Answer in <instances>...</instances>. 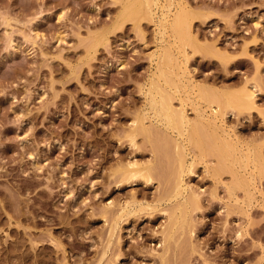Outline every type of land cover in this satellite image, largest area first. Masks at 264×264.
Here are the masks:
<instances>
[{"label": "rangeland", "instance_id": "rangeland-1", "mask_svg": "<svg viewBox=\"0 0 264 264\" xmlns=\"http://www.w3.org/2000/svg\"><path fill=\"white\" fill-rule=\"evenodd\" d=\"M126 1L0 0V264H264V0H182L200 38L187 54L160 25L171 24L178 2L168 9L159 0L153 18L136 25L120 18ZM165 49L187 72L176 68L169 87L158 70ZM156 81L176 107L185 99L190 117L198 103L214 118L200 87L250 85L257 100L229 106L218 131L212 126L243 150L233 168L247 187L231 195L233 174L217 179V158L186 141L196 161L185 180L200 204L175 227L163 149L157 138L131 136L134 118L154 114ZM150 117L159 134L179 138ZM133 159L152 163L151 179L126 173Z\"/></svg>", "mask_w": 264, "mask_h": 264}, {"label": "bare ground", "instance_id": "bare-ground-1", "mask_svg": "<svg viewBox=\"0 0 264 264\" xmlns=\"http://www.w3.org/2000/svg\"><path fill=\"white\" fill-rule=\"evenodd\" d=\"M158 1L159 0H127L123 6L120 18L122 19V21L131 20V21L135 22L136 25L138 23L141 24L142 20H144V19L147 20V19L153 18V12L151 9V8H153L152 4L158 3ZM165 1L166 2L164 5L167 6L168 9H171L173 7V5H175L177 2L179 4L178 5L179 7L174 12L173 20H172L170 25H167V19L166 18H164L162 20L160 19L161 20L160 25L164 28L163 30L165 31L168 28V26H171L172 33L174 34L177 41L181 44L180 48L182 47V49L184 50L183 51L184 54L187 52L186 51V45L188 43H193L194 47L192 46V48H194V52L197 51L199 48L197 46H195V45H197V43H195V42L198 40L199 37L194 33V31L192 29V23L190 21L191 15H190V12L188 11L189 7L187 9L184 5L185 2H183L182 0H165ZM191 14L193 16V13H191ZM138 26H140V25H138ZM161 26H160V28H161ZM92 38H93V40H92L91 46L99 45L100 43H103L106 39L105 34H103V33L101 35H97L96 37H90V39H92ZM83 39L87 40L88 38H86V39L83 38ZM92 49H94V48H92ZM170 49H171V47H170ZM170 49H165L160 54V62L158 65V68H159L158 70H160L159 73H161L162 76L165 77V80H163V81L165 82V84L167 83L168 87L172 83H174V81H175V80H173L172 77L176 73V72L174 73V70H176V68L177 69L183 68L182 72L178 73V76H179V74L182 76L185 73H187L186 70H184L185 68L181 67L182 63L178 64L177 63L178 61H175L176 56L173 55V53L171 51L172 49L171 50ZM182 49H180V50H182ZM192 53H193V51H192ZM185 56L188 57V55H185ZM178 60H179V58H178ZM188 75H190V74H188ZM163 77H162V79H163ZM177 78H179V77H177ZM176 81H177V79H176ZM156 82L157 83L153 82L154 83L153 86L151 88H149V91H148L149 92V97H148L149 101L147 103L150 104L149 107L154 112V114H151V115H153V117L155 119H157L158 122L159 121L161 122V120L165 121L171 127V130H173V129L177 130L179 138L177 136V139L173 141V140H171V135H168V137H170V138H166V137L162 136V135H167V134L163 133V131H162L163 129L161 127H159V129L160 130L162 129V130L161 131L159 130V131L162 134L161 133L159 134V132L157 131L158 128H156V129L153 128L154 124L151 122V120H153L150 117L151 115L148 116L147 113H143L137 119L134 118L133 121L134 122L136 121V123L132 124V125H134V124L135 125L131 127V130H133V131H132V135L131 134L130 135L133 136V138H132L133 140L136 139V138L134 139V137H137L140 135H144V137L146 139L148 137H150L151 139L154 138V140H155V138H157L156 144H158L159 149H161V148L163 149V150L158 151L160 154L157 151H156V153H158L160 155L158 157L161 160V162L162 161L166 162V163L164 162V164H167L164 166V169L166 166L169 168V170L167 168V170H168L167 175H166L167 172L165 171L166 169L164 170V172H166L164 174V179L166 180V178H167L166 176H168V175L171 178L170 179L171 189L168 193V198L170 200L175 199L177 201V203H176L177 205L176 206H174L175 204L173 205L174 208L176 207V209H174V213H173L174 216L170 214V217L172 218L171 227H175V226H178L179 224L184 225L186 223V221H189L190 219H186V215L188 214L190 209L191 210L197 209L199 207V204H200L199 199H198L199 193L197 191H195L196 189L195 190L191 189L190 188L191 186L187 183L188 181L185 180V176L187 174H189L190 172H192V173L194 172L193 166H194V163L196 161V157H193L191 161H189L187 159V152H186L187 150L185 149L186 141L188 143H192V144L196 145V147H198L200 149V151L202 152L201 155L205 156L206 154H208V155L213 154L212 156L217 158V159L215 158L216 159L215 164L213 166H211V168L213 170V174L217 177V179H221V181H222L223 174L225 172H229V173L231 172V174H233L232 178H234V180L232 179L231 183L227 184L229 189H230L229 190L230 194L232 193L231 195L235 194L234 191H236V189L247 187L244 178H241L242 176L239 177L234 170L235 162L239 161V159H242L241 157L244 155V152H243V150L238 149L236 144H233L232 142H230L229 141L230 138H229V140H227L228 138H226V136H227V133L229 131H227L226 129L223 128L225 135H223L222 137L220 136V134L218 135L215 132L216 130L218 131V127H217L218 125L216 124V119H218L221 116H225L224 114H226L227 108L229 106L237 107L239 110H242L245 108H253L257 104L256 103L257 100H255L256 97H255L254 91L250 89L251 87L249 88L250 85L248 87L245 86V87L241 88L239 91H236L233 93H231L229 91L208 89V88H201L200 87L196 91V92H198L197 95L200 96V98H203V100L207 101L208 105L213 104V107L215 109V111H212L213 112L212 115L214 118H212V116H211V118L214 120L213 121L214 125H213L211 122L212 119H210L208 117V115L206 113H204L205 110L203 112V111H200L201 109L197 108L198 107L197 105H199L198 103H197V105L191 103L194 106L193 109L194 108L196 109V110L194 109V111H196V113L194 112L195 116L192 115V117H190L191 115L189 116V114L187 113V110L185 107L186 105L183 101V100H185V99H183L184 97L182 98L183 100L181 102V105L178 106L179 105L178 104L177 105L178 107H176V104L172 100L173 97L170 96L171 94H167L166 87H164L158 81H156ZM188 83H190V80ZM175 85H176L175 88L177 89L178 88L177 83ZM193 86H194V84H192V88H193ZM173 90H175V89H172V91ZM185 98L188 99V97H185ZM147 110L148 109H146V112H147ZM157 123H155V124H157ZM167 124H166V126H167ZM162 125H164V124H162ZM212 126H213L215 131L212 129ZM220 126L222 127V125H220ZM222 134H223V132H222ZM151 142L153 144L155 141H151ZM156 147H157V145H155V147H154L155 150H157ZM173 149L175 150L174 154H173L174 151H172ZM170 150H171L172 154H170V152H169ZM238 150L241 152L240 155L238 153ZM210 153H212V154H210ZM128 162L126 164H130L133 167V168H131V166L129 165V169H128V171H126V173H128V175H131V177H134L135 175L136 176L141 175V176L146 177L147 179H151V177H152L151 171L153 172V170H154V169H152L153 168L152 163H146V165H144V162H143V165H141L136 160H134V162H131V163H128ZM148 162H151V160ZM160 165H161V163H160ZM125 167H128V166L125 165ZM156 167H158L156 170H159L160 174H161L163 172V171L161 172V170L163 168L159 165L158 166L156 165ZM211 168H209V169H211ZM123 169H125V168H123ZM158 174H159V172H158ZM123 176H127V174H125V172H124ZM160 176H162V174ZM129 178H130V176H129ZM168 183H170V182H168ZM111 208H109V209H111ZM123 208H124V206H123ZM109 209H107V211ZM117 209L119 210V208H117ZM117 209L115 208L114 210H117ZM177 209L180 210L179 213L177 212ZM123 210H121V211H123ZM108 212H107V214H108ZM111 212L112 211H110L109 213H111ZM115 219H117V218H115ZM189 224H188V226H189ZM181 229H183V228H181ZM164 230H165V228H164ZM185 230H186V228L184 227V231ZM179 231H180V229H179ZM170 233L171 234L169 235V237L173 238L172 237L173 231ZM165 234H166V232H165ZM174 234H175V231H174ZM163 236H165V235H163ZM166 236H168V235H166ZM166 248L167 247H165V249ZM169 248H170V246H169ZM168 251H169V249H168ZM159 256H160V254H159ZM165 256L167 257V254ZM166 261L164 260V262H166Z\"/></svg>", "mask_w": 264, "mask_h": 264}]
</instances>
